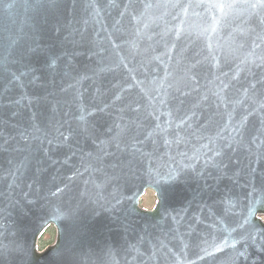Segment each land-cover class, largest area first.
<instances>
[{"label": "water", "instance_id": "obj_1", "mask_svg": "<svg viewBox=\"0 0 264 264\" xmlns=\"http://www.w3.org/2000/svg\"><path fill=\"white\" fill-rule=\"evenodd\" d=\"M196 173L227 220L176 237L139 200ZM260 214L264 0H0V264H264Z\"/></svg>", "mask_w": 264, "mask_h": 264}, {"label": "flooded vegetation", "instance_id": "obj_2", "mask_svg": "<svg viewBox=\"0 0 264 264\" xmlns=\"http://www.w3.org/2000/svg\"><path fill=\"white\" fill-rule=\"evenodd\" d=\"M201 176L204 177V175ZM197 197L198 199L196 203L200 207V212L204 213L209 211L212 216L219 217V213L221 217L224 216V213L227 210V187L223 183L222 179L221 182H219L218 179L213 180L210 178L209 182L200 183ZM153 204L154 199L148 205H145V207L149 208ZM204 207H208V210ZM173 211L180 213L181 208L176 207Z\"/></svg>", "mask_w": 264, "mask_h": 264}, {"label": "rangeland", "instance_id": "obj_3", "mask_svg": "<svg viewBox=\"0 0 264 264\" xmlns=\"http://www.w3.org/2000/svg\"><path fill=\"white\" fill-rule=\"evenodd\" d=\"M153 199V196L151 193H148L144 199L145 204H149Z\"/></svg>", "mask_w": 264, "mask_h": 264}, {"label": "trees", "instance_id": "obj_4", "mask_svg": "<svg viewBox=\"0 0 264 264\" xmlns=\"http://www.w3.org/2000/svg\"><path fill=\"white\" fill-rule=\"evenodd\" d=\"M48 235H49L50 238L52 237V234L51 233H49Z\"/></svg>", "mask_w": 264, "mask_h": 264}]
</instances>
